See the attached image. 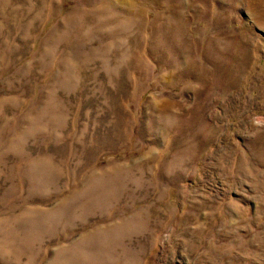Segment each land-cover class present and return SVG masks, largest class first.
Instances as JSON below:
<instances>
[{
	"label": "rangeland",
	"instance_id": "obj_1",
	"mask_svg": "<svg viewBox=\"0 0 264 264\" xmlns=\"http://www.w3.org/2000/svg\"><path fill=\"white\" fill-rule=\"evenodd\" d=\"M0 264H264V0H0Z\"/></svg>",
	"mask_w": 264,
	"mask_h": 264
}]
</instances>
